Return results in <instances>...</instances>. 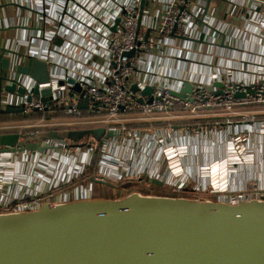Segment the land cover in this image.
I'll return each instance as SVG.
<instances>
[{
  "label": "built area",
  "instance_id": "1",
  "mask_svg": "<svg viewBox=\"0 0 264 264\" xmlns=\"http://www.w3.org/2000/svg\"><path fill=\"white\" fill-rule=\"evenodd\" d=\"M197 1L145 0L141 9V0H85V4L76 0L78 8L85 9L84 16L79 11L68 10L69 2L74 0H65L60 5L61 11H56L52 19L51 9L43 7L40 1L36 17L41 26L36 32L39 34L36 45L42 53L43 59L40 60L48 65L49 82L40 85L39 89H49L52 98L42 102L31 93L34 84L18 80L26 87V94L19 97L2 93L0 106L24 107L22 115L50 113L55 105L69 107L65 111L70 118L56 121L40 119L23 124L22 129L99 124L106 132L117 133L108 140H101L103 147L95 176L97 180L112 184L127 178L147 179L162 182L173 193L190 190L196 195L206 194L205 188L211 187L212 193L208 194H216V199L222 201L246 198L245 193H239L236 200H229L222 191L225 190L227 173H236L246 163L252 164L254 161L247 132L225 133L229 134L230 139L226 143L225 156L205 166H198L193 172L195 162L191 160L190 149L201 137L198 133L201 126L171 124L196 119H213L215 124H219L223 118L229 124L243 120L251 125L257 124L260 134L264 135V120H258L264 116V0H240L241 7L235 10L245 11L244 28H239V24L235 27L231 25L219 36L216 27L208 21L203 22L208 29L207 36L215 35V43L224 48L235 50L237 42L241 41L239 36L244 38V42L251 46V54L256 60H261L259 82L241 81L235 85L229 78L220 76L213 81L223 83L220 94L195 90L192 101L184 102L178 101L171 93L178 92L185 81L194 84L203 82L177 79L176 75L170 73L171 67L185 61L182 52L187 49L186 43L219 46L202 36L205 30L197 21L203 7ZM227 1L229 8L225 14L232 9L231 1L236 0ZM84 19L88 21L87 28L82 23ZM55 39L61 43L56 45ZM72 41L73 44H70ZM29 46L30 42L26 41L22 45L25 52L18 48L15 50L33 57L29 54ZM170 48H176L178 52L169 55ZM8 49L14 50L12 47ZM134 49V54L124 56V53ZM35 58L39 59L38 56ZM67 79L78 83L88 97L86 109L76 108L78 95L71 96ZM133 86L137 90L135 93L131 92ZM145 88L151 89L149 96L141 94ZM83 111L88 114L87 117H80ZM135 123L144 125L146 129L128 130L127 125ZM159 123H166L167 126L157 127ZM95 142L91 141L89 148L86 145L83 148L77 146L75 151L70 152L68 142L49 140L41 145L52 149L56 147L57 150H47L34 156L17 154L29 157L22 169L18 168L17 160H10V155L14 154H9L6 159L3 158L6 155H0V191H8L11 185L19 187L16 195L6 200L0 198V212L33 211L46 202L57 204L88 197V191L82 185L71 187L61 195H55L53 190L57 186L67 185L83 172L90 162L91 145ZM53 152L59 154L60 163L53 167L48 179L43 171L48 173L50 170L43 160L55 158L49 162L47 167L50 168L58 155L54 156ZM34 160L36 167L30 166ZM25 168L26 175H23ZM42 177L48 179L47 182L42 181L47 188L42 187V182L36 188L34 180H43ZM250 183L252 190L248 193L262 199L264 195L259 192L257 184Z\"/></svg>",
  "mask_w": 264,
  "mask_h": 264
},
{
  "label": "water",
  "instance_id": "2",
  "mask_svg": "<svg viewBox=\"0 0 264 264\" xmlns=\"http://www.w3.org/2000/svg\"><path fill=\"white\" fill-rule=\"evenodd\" d=\"M144 4L141 0V9ZM18 80L34 84L31 93L42 102L51 100L49 89H39L49 82L47 63L0 48V94L24 96L26 87ZM66 84L71 96L78 95L76 108L86 109L88 97L79 84L73 79H67ZM223 87L221 82L185 81L171 95L178 101L191 102L195 90L218 95ZM136 91L133 86L131 92ZM151 92L145 88L141 94L149 96ZM16 113L23 114L24 107L0 106V115ZM116 135L104 128L3 133L0 155L34 156L57 150L41 145L49 140L78 145L76 142L84 138L99 142ZM93 183L116 188L94 178L82 186L88 197L46 202L33 211L0 212V264H264V199L227 202L143 191L102 198L93 195ZM150 185L163 187L155 180Z\"/></svg>",
  "mask_w": 264,
  "mask_h": 264
},
{
  "label": "crops",
  "instance_id": "3",
  "mask_svg": "<svg viewBox=\"0 0 264 264\" xmlns=\"http://www.w3.org/2000/svg\"><path fill=\"white\" fill-rule=\"evenodd\" d=\"M40 1L44 4L43 7L51 9L50 19L56 16V11H61L60 5L65 2V0H0V47H12L14 50L18 48L21 52H25L22 45L29 41V54L43 59L42 53L36 45L39 38V34H36V32L41 26L36 17V12L40 9ZM80 1L85 4V0ZM231 2L232 9L225 14L229 8V1L227 0L197 1V4L203 7L197 23L202 24V29L205 30L202 34L204 39L210 40L213 44L216 41L215 35L207 36L208 29L205 28L204 21H208L216 27L218 29L216 34L219 36L231 25L235 27L239 24V28H244L245 11L243 9L235 10V8L241 7L240 0ZM68 10L72 12L79 11L81 15H86L85 9L78 8L76 0L69 2ZM82 23L87 28L88 21L84 19ZM239 38L241 41L237 42L235 50L224 48L217 43L215 44L219 46L216 47L207 44L198 45L197 42L186 43L187 49L182 52L185 61H180L178 65L174 64L170 69V73L176 75L177 79L182 81L187 79L198 80L207 84L213 83L220 76L223 79L225 77L229 78L231 82L258 83V71L262 66L261 60H256L255 56L251 54V46L244 42L242 36H239ZM18 43L20 44L17 46ZM54 43L59 45L61 42L55 39ZM70 44H73V41ZM177 52L176 48H170L169 55H174ZM259 129L260 127L257 124L251 125L248 122L239 120L229 124L224 118L214 126L200 127L198 133L201 134V137L196 140L194 147L190 149L191 160L193 159L195 162L193 172L198 166H205L209 162L218 161L225 156L226 143L227 140H230L228 139L229 134L225 133L247 132L249 142H251L249 145L250 150L254 153V161L252 164L246 163L245 167L236 173H227L225 189L230 192L236 191L238 194L245 193L246 198H260L248 193L252 190L250 189V182H254L259 187V192L264 195V135L260 134ZM224 130L226 132H223ZM53 154L56 156L58 153L53 152ZM34 181L37 188L42 179L36 178ZM18 189L19 187L11 185L8 191H0V198L6 200L11 195H16ZM261 198L264 199V197Z\"/></svg>",
  "mask_w": 264,
  "mask_h": 264
},
{
  "label": "trees",
  "instance_id": "4",
  "mask_svg": "<svg viewBox=\"0 0 264 264\" xmlns=\"http://www.w3.org/2000/svg\"><path fill=\"white\" fill-rule=\"evenodd\" d=\"M88 114L83 111L80 115V117H87ZM65 118H70L69 113L65 111L61 106L55 105L53 112L50 113H30L29 115H20V114H11V115H0V134L3 133H10V132H45L51 130H68V131H87V130H94L97 128H104L102 125L99 124H76V125H71V126H50L49 128H28V129H22V125L25 123L29 122H36L40 119H44L46 121H56V120H61ZM258 120H264L263 117H259ZM215 121L213 119H196L195 121H181V122H175L171 124L172 126H184V125H189L192 127H195L196 125L204 127L205 126H214ZM2 126H5L7 128H1ZM19 126V127H18ZM157 127H163L167 126L166 123H159L156 124ZM128 130L133 131L135 129H146L144 125L135 123V124H128L127 125ZM90 141H93L92 138H84L82 141L76 142L78 145H73L74 142L72 141H66L68 142V149L70 152L75 151L77 146L78 148H83L84 145H88ZM92 149H91V161L89 162L88 165L84 167V170L81 174H79L72 182L68 183L67 185L63 186H57L56 190L60 192L67 190L71 187L74 186H87L89 185V182L92 181L96 174H97V169L99 165V161L102 155V147L103 143L102 141L95 142L93 143ZM132 184L131 186H128V184ZM138 183L140 185L135 186L134 184ZM150 181L147 179H126L122 180L117 183H112L111 185H114L116 188L111 189L106 187L105 185L102 184H97L93 183L92 185V190H93V195L102 197V198H109L113 196V193H130L131 191H143L146 192V190H142V188L148 189L150 185ZM153 187V186H152ZM165 194L167 196L172 195V196H177V197H190V198H195L199 197L198 195L190 192V190H181L177 191L175 193L165 191ZM204 195V194H203ZM117 197V196H116Z\"/></svg>",
  "mask_w": 264,
  "mask_h": 264
},
{
  "label": "rangeland",
  "instance_id": "5",
  "mask_svg": "<svg viewBox=\"0 0 264 264\" xmlns=\"http://www.w3.org/2000/svg\"><path fill=\"white\" fill-rule=\"evenodd\" d=\"M226 78V77H225ZM240 82L241 81H238V82H232V83H234L235 85H239L240 84ZM241 122H244L243 120L241 121ZM205 126V125H204ZM19 127V126H18ZM102 151V150H101ZM81 153H82V151H81ZM8 157V155H6V156H3V158L4 159H6ZM114 157V156H113ZM28 158L29 157H23V155H10V160L13 162H15L16 160L18 161V168H21L22 169V167L28 162ZM83 158V155H81V159ZM90 159V161H91V158H88V160ZM101 159V158H100ZM55 160V158H50V159H45V160H43V163L45 164V166H46V168H48V170H50L48 173H46V170H44L43 172H44V176L46 177V178H51V171H52V169H53V167H56L59 163H60V158H59V154L56 156V161H55V163L54 164H52L51 165V167L49 168V167H47L48 166V164H49V162L50 161H54ZM36 160H34V164H30V166H32V167H36V162H35ZM86 161V160H85ZM99 166V165H98ZM25 172H26V168H25V170L22 172V174L23 175H26L25 174ZM13 173L14 174H16V175H20V174H18V173H16L15 171H13ZM29 173V172H28ZM33 173V172H32ZM142 175H146V174H141L140 176H142ZM43 178V180L42 181H44V182H47L46 181V178ZM44 182H42V187H45V188H47V186H45V184H44ZM207 191V193L205 194V193H201V192H197V193H201V194H199L198 196L199 197H202V198H209V199H216V194H208V193H212L211 191H210V189H211V187H207V188H205ZM142 190H148V189H145V188H142ZM65 191V190H64ZM64 191H61L60 192V190L59 191H57L56 190V188L53 190V193L55 194V195H61V193L62 192H64ZM165 191H169V189L167 190H165V189H155V191L154 192H158L159 194H164L165 193ZM70 192V191H69ZM69 192H66V193H69ZM131 192H135V191H131ZM130 192V193H131ZM169 192H171V191H169ZM242 192H244V191H242ZM19 194H22V192L21 191H19L18 192ZM127 193H125V192H123V193H113L112 195L113 196H111V197H109V198H119V197H121V196H124V195H126ZM204 194V195H203ZM222 194H223V196L225 197V198H232V199H236V196H237V194L238 193H236V191H234V192H230V191H226V189L224 190V191H222ZM97 195V194H96ZM95 195V196H96ZM117 196V197H116ZM96 197H98V196H96Z\"/></svg>",
  "mask_w": 264,
  "mask_h": 264
},
{
  "label": "flooded vegetation",
  "instance_id": "6",
  "mask_svg": "<svg viewBox=\"0 0 264 264\" xmlns=\"http://www.w3.org/2000/svg\"><path fill=\"white\" fill-rule=\"evenodd\" d=\"M151 182V181H150ZM135 186H138V185H140V184H138V183H135L134 184ZM155 189H158V188H155V187H152V186H150L149 188H148V190H146V192H144V193H147V194H152V193H158V192H154L155 191ZM159 189H167L164 185H163V187L162 188H159ZM168 190V189H167ZM169 191H171V190H169ZM172 192V191H171ZM173 193V192H172ZM162 195H166L165 193L164 194H162ZM167 196V195H166Z\"/></svg>",
  "mask_w": 264,
  "mask_h": 264
},
{
  "label": "bare ground",
  "instance_id": "7",
  "mask_svg": "<svg viewBox=\"0 0 264 264\" xmlns=\"http://www.w3.org/2000/svg\"><path fill=\"white\" fill-rule=\"evenodd\" d=\"M229 200H236V199H230V198H228Z\"/></svg>",
  "mask_w": 264,
  "mask_h": 264
}]
</instances>
